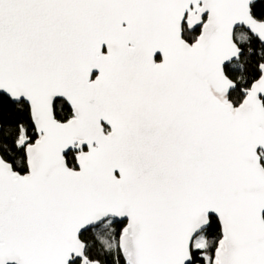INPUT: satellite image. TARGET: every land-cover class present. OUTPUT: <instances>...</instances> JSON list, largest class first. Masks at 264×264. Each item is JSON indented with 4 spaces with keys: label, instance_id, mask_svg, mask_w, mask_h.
<instances>
[{
    "label": "snow or ice",
    "instance_id": "6c2138e0",
    "mask_svg": "<svg viewBox=\"0 0 264 264\" xmlns=\"http://www.w3.org/2000/svg\"><path fill=\"white\" fill-rule=\"evenodd\" d=\"M0 264H264V0H0Z\"/></svg>",
    "mask_w": 264,
    "mask_h": 264
}]
</instances>
